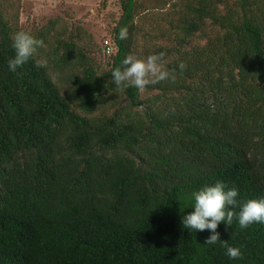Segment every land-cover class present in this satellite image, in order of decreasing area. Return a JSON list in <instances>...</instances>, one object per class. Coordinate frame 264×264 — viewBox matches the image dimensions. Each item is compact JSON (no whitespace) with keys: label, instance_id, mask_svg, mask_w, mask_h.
<instances>
[{"label":"trees","instance_id":"16d2710c","mask_svg":"<svg viewBox=\"0 0 264 264\" xmlns=\"http://www.w3.org/2000/svg\"><path fill=\"white\" fill-rule=\"evenodd\" d=\"M114 1L105 68L82 27L27 30L0 3V264H264V223L234 216L212 246L182 225L217 181L264 198V0ZM18 30L43 46L13 73ZM128 55H158L171 77L117 88Z\"/></svg>","mask_w":264,"mask_h":264},{"label":"clouds","instance_id":"9594fccd","mask_svg":"<svg viewBox=\"0 0 264 264\" xmlns=\"http://www.w3.org/2000/svg\"><path fill=\"white\" fill-rule=\"evenodd\" d=\"M127 36V29H121L119 38L123 40ZM11 39L15 56L8 60V70L15 73L19 67L34 57L36 50L43 46V41L25 30L16 31ZM37 66L45 67L46 62H37ZM110 74L117 88L134 87L140 91H143L149 84H157L171 77L169 71L160 63L158 55H149L146 59L128 55L122 60V67L114 68ZM238 196L237 188H228L221 181L193 191L191 193L193 211L182 217L183 227L190 232L209 230L211 234L203 243L212 246L222 240L219 232L216 231L218 225L224 222L232 227L234 216L242 230L255 223H264V198H250L240 202L237 199ZM237 206L240 209L238 214L233 211ZM222 247L226 249V255L230 259L243 257L240 247L227 243L222 244Z\"/></svg>","mask_w":264,"mask_h":264},{"label":"rangeland","instance_id":"374dc122","mask_svg":"<svg viewBox=\"0 0 264 264\" xmlns=\"http://www.w3.org/2000/svg\"><path fill=\"white\" fill-rule=\"evenodd\" d=\"M8 11L19 7V23L27 30H34L46 24L54 18H61L62 22L76 31L82 27L87 38V47L99 67L108 65V56L104 55L101 48L106 39L111 41V30L119 17L120 6L117 1L107 0L101 5V0H0ZM146 7L155 3H145ZM146 30L149 23L144 24ZM86 41H84L85 43ZM139 46H145L146 42L141 39V33L136 35Z\"/></svg>","mask_w":264,"mask_h":264},{"label":"built area","instance_id":"2783aa9c","mask_svg":"<svg viewBox=\"0 0 264 264\" xmlns=\"http://www.w3.org/2000/svg\"><path fill=\"white\" fill-rule=\"evenodd\" d=\"M103 48H104L106 54H110V53H112V51H113V49H112V47H111V45H110V43H109L108 40H105V41H104V46H103Z\"/></svg>","mask_w":264,"mask_h":264}]
</instances>
